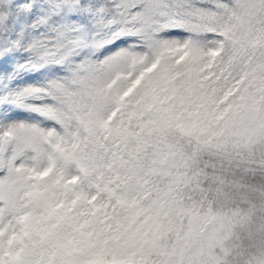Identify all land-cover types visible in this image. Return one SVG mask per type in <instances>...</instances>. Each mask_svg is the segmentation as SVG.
<instances>
[{
	"label": "snow or ice",
	"instance_id": "1",
	"mask_svg": "<svg viewBox=\"0 0 264 264\" xmlns=\"http://www.w3.org/2000/svg\"><path fill=\"white\" fill-rule=\"evenodd\" d=\"M193 33L226 85L231 54L264 45V0H0V264H132L108 259L104 231L123 199L79 191L80 169L93 168L96 137L124 106L109 85L128 50ZM257 235L243 264H264V224ZM199 237L190 225V255L171 264H230Z\"/></svg>",
	"mask_w": 264,
	"mask_h": 264
},
{
	"label": "trees",
	"instance_id": "2",
	"mask_svg": "<svg viewBox=\"0 0 264 264\" xmlns=\"http://www.w3.org/2000/svg\"><path fill=\"white\" fill-rule=\"evenodd\" d=\"M187 39V47L172 51L167 36L137 42L144 58L125 60L132 73L109 85L126 98L124 106L96 137L95 164L80 169L85 179L79 185L106 203L112 191L124 201L115 208L112 230H104L108 259L171 264L181 252L190 255L192 242L184 237L192 224L207 255L231 253L230 264H243L250 241L261 239L264 125L256 136L240 123L260 124L264 113V45L233 52L230 79L222 85L202 52L203 35ZM225 89L231 95L222 103ZM205 91L213 96L211 108ZM188 155L193 163L184 165L180 158ZM170 162L178 166L175 175L161 176ZM236 195L242 201L233 200Z\"/></svg>",
	"mask_w": 264,
	"mask_h": 264
},
{
	"label": "rangeland",
	"instance_id": "3",
	"mask_svg": "<svg viewBox=\"0 0 264 264\" xmlns=\"http://www.w3.org/2000/svg\"><path fill=\"white\" fill-rule=\"evenodd\" d=\"M168 40L170 41L169 43V46H170V50H174L176 47H183V46H186L187 45V42H188V39L187 37H184V38H181V37H168ZM141 46L139 44H137V47L135 49H129L128 50V53H127V56H126V59H143L144 58V52H143V49L140 48ZM202 52L205 56V58L207 59V49L204 47V40H203V43H202ZM131 63L130 65L128 66V64L126 63H122L119 68L117 69H120V71H117L115 70L112 74V76L110 77V83H112L114 81V79H116V77L122 73L123 75H130L132 73V69H131ZM133 82H136V78L133 80ZM259 120H256V121H253L252 119L251 120H247V121H241L240 125L241 127L243 128H246V129H252L251 131H249L248 133H252V134H256V136H258V134L260 135V132H261V128L262 126L264 125L262 121H264V113H262L261 115V120H260V124L258 122ZM260 125V126H259ZM169 133H165V135H168ZM255 136V137H256ZM243 146V144L241 143L240 144V148ZM156 148V147H154ZM157 151V150H155ZM192 154V151L191 153ZM180 160L182 161V163H184V165H188L189 163H193L191 162L192 161V155H188V156H183V158L181 157ZM178 161V160H176ZM187 161V163H186ZM179 163V162H178ZM186 163V164H185ZM176 163L174 162H170L168 163L169 167H167L164 171L163 174H161V176L164 175V177H168L170 176L169 172L171 173V176H174L175 175V172L176 170L178 169V166L175 165ZM194 166H196V163L193 164ZM181 172V170H179ZM81 174V172H80ZM193 183H196L193 181ZM192 183V184H193ZM219 186H221V183L219 182ZM233 200H236V201H242L241 200V196L240 195H236L234 197Z\"/></svg>",
	"mask_w": 264,
	"mask_h": 264
}]
</instances>
